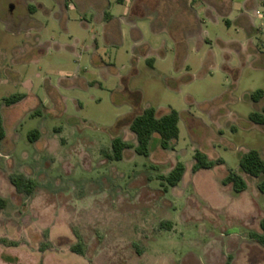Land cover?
Listing matches in <instances>:
<instances>
[{
    "label": "rangeland",
    "instance_id": "374dc122",
    "mask_svg": "<svg viewBox=\"0 0 264 264\" xmlns=\"http://www.w3.org/2000/svg\"><path fill=\"white\" fill-rule=\"evenodd\" d=\"M204 11L202 0H0V264H264L251 238L264 236L263 178L242 174L240 193L222 183L264 150L248 119L264 106V34L252 52L221 46L245 33L213 30ZM148 107L178 112L172 149L154 135L147 157H106L115 138L136 145L129 125ZM197 151L222 164L193 173ZM177 162L183 178L168 187L160 177ZM11 175L34 191L17 193Z\"/></svg>",
    "mask_w": 264,
    "mask_h": 264
},
{
    "label": "trees",
    "instance_id": "16d2710c",
    "mask_svg": "<svg viewBox=\"0 0 264 264\" xmlns=\"http://www.w3.org/2000/svg\"><path fill=\"white\" fill-rule=\"evenodd\" d=\"M263 97V92L257 90L250 95L252 102H258ZM23 99L22 94H14L6 100L7 105L15 104ZM250 122L256 125H264V106L260 112H253L248 115ZM179 114L175 110H170L168 113L162 116H156V110L153 107L145 108L139 115L133 118L129 125L130 131L133 133L136 139V145H132L123 142L120 138H115L111 142V153L106 154L109 159L120 161L122 154L125 150L133 149L134 152L143 157L149 155L148 145L154 135L159 137V146L162 150L172 149L171 143L177 141L179 135ZM39 136L38 131L30 133L29 139L34 141ZM5 133L2 127L0 118V142L4 139ZM193 166L191 168L193 173H197L202 170H210L215 165L222 164L220 159L216 161L209 160L205 154L197 151L193 156ZM239 172L228 171L227 175L223 179V185H230L235 193H240L246 190V182L242 177L246 175L251 178H264V160L261 158L258 151L252 149L242 154L238 162ZM185 172V167L181 162H177L174 168L166 175L161 176L160 179L166 183L168 187H175L181 182ZM9 182L19 194L30 195L36 184L33 180L25 178L23 175H11ZM257 190L264 195V179H262L258 185ZM6 200L0 198V208H4ZM169 226V225H168ZM264 229V221L261 224ZM257 242L264 245V236L257 237L252 236ZM78 246L72 247V251L79 253ZM230 257H228V261ZM227 262L226 264H228Z\"/></svg>",
    "mask_w": 264,
    "mask_h": 264
},
{
    "label": "crops",
    "instance_id": "0c3cea01",
    "mask_svg": "<svg viewBox=\"0 0 264 264\" xmlns=\"http://www.w3.org/2000/svg\"><path fill=\"white\" fill-rule=\"evenodd\" d=\"M118 1L123 2L124 0H117V2ZM202 1L205 9L206 22L211 25L213 30L229 34L230 29L234 28L237 36L241 32L245 33V39L240 40L241 42H238L235 38L223 40L219 37H215L216 42L221 44V46L234 45L241 51H243L242 47L244 46V51L247 53L252 52L253 48L255 49L260 44V35L264 34V0H241L240 2H235V0ZM110 6L111 3L107 1V3L102 4L101 9L102 17H105L108 21L107 25L110 23L114 24V26L111 25L108 30L107 44L116 43L115 41L117 40L115 37L119 35V26L116 25L115 27V18L111 13L104 11L106 7L110 8ZM185 11H187L186 4ZM189 14H191V12H189ZM124 21L126 24L131 23V21L127 19H124ZM206 37L207 40H209L207 33ZM258 127H261V133L264 134V125L254 124L253 129L257 131ZM259 154L264 160V150L263 153L259 152Z\"/></svg>",
    "mask_w": 264,
    "mask_h": 264
}]
</instances>
